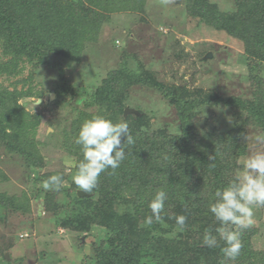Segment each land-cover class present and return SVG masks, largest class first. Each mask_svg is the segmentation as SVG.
<instances>
[{"label":"trees","instance_id":"obj_1","mask_svg":"<svg viewBox=\"0 0 264 264\" xmlns=\"http://www.w3.org/2000/svg\"><path fill=\"white\" fill-rule=\"evenodd\" d=\"M219 1L184 0V6L190 19L242 43L247 69L242 95L226 97L210 87L160 81L134 55L130 57L139 63L135 68L125 58L96 84L70 83L61 64L81 63L86 48L97 40L112 14L143 13L146 0H0V148L23 159L31 181L29 190L21 194L0 192V221L10 210L31 213V203H38L50 226L76 235L81 250L87 246L81 238L85 242L93 238L82 264H222L224 242L216 232L221 225L209 205L216 201L215 192L243 170L250 154V130L264 134V0H229V9H222ZM184 45L170 41L176 60L182 62L190 60ZM196 50L199 64L203 63L206 50ZM27 66L34 70L58 67L59 78L52 89L56 101L43 103V110L74 106L78 95L83 97L84 109L75 108L63 122L56 114L49 121L57 132L58 148L68 155L69 171L65 166L48 170L43 151L49 139L38 138L44 115L22 103L31 97L42 99L48 91L32 84L33 75L20 78ZM1 79H14L13 89ZM137 87L162 96L176 113L173 126H155L150 112L131 104V92ZM128 106L139 115L125 117ZM209 111L215 115L203 118ZM97 115L126 121L134 143L124 145L126 159L121 166L101 173L97 188L80 197L72 178L83 153L75 138L82 123ZM55 174L62 175L63 187L45 191L42 181ZM8 180L0 169V184ZM158 190L168 197L163 220L147 226L148 204ZM177 215L187 217L182 232L170 218ZM260 227L253 223L240 230L241 253L227 264H264V247L257 249L254 243L259 238L264 244ZM206 231L217 237V247L202 244ZM11 247L0 248V264H15L4 257Z\"/></svg>","mask_w":264,"mask_h":264},{"label":"rangeland","instance_id":"obj_2","mask_svg":"<svg viewBox=\"0 0 264 264\" xmlns=\"http://www.w3.org/2000/svg\"><path fill=\"white\" fill-rule=\"evenodd\" d=\"M219 5L222 9H229L232 6L229 0H220ZM174 39L185 43V52L190 55V62L176 60L170 47V41ZM199 48L206 50L204 62L200 64L196 50ZM86 49L81 63L69 61L61 64L65 78L77 87L78 85L88 87L98 83L125 58L134 68L141 63L160 81L179 84L185 81L190 87H210L220 90L226 97L242 95L247 86L242 43L187 17L184 0H146L143 13L127 11L112 14L103 25L97 40ZM123 52L130 54L129 57H123ZM133 55L138 58L139 63L130 57ZM193 62H196V67ZM261 73L264 75V66ZM31 75L34 77L33 85L48 91L42 99L31 97L22 101L31 112H41L44 115L45 120L39 128L38 138L41 141L49 139V146L43 151L49 162L48 170H58L65 166L69 171L71 163L68 155L58 148L57 132L49 121L56 114L58 121L63 122L67 113L69 117L73 115L75 108L84 109L83 97L78 95L74 106L70 104L60 110L56 107V111L55 108L43 110V103L53 104L56 101L57 97L52 89L59 78L58 67L55 69L45 66L34 70L32 66H27L20 78L29 79ZM12 81L1 79V82L11 90ZM22 86L23 83L19 84L18 88L21 89ZM52 94L55 96L51 97ZM131 97V104L150 112L155 126L175 124L176 113L159 93L137 87L131 92ZM37 99L39 103H35ZM127 108L136 110L135 107ZM89 111L94 112L95 109ZM208 114L215 115L209 111L202 114L203 118ZM199 121L203 122L202 118ZM52 135L54 137H51ZM258 135L264 134L250 130L249 155L256 150H264V145L255 141ZM23 164L20 156L11 157L0 148V169L9 178L7 182L0 184V192L12 195L29 190L31 181L24 172ZM31 204H33L31 213L10 210L6 212L4 220L0 221V248L12 246L4 252V257L8 254L9 261L15 264H82L84 253L90 252L89 243L93 238L85 242L82 237L83 245L87 246L81 250L77 246L76 235L65 232L61 227L53 229L38 203ZM253 223L261 225V230H264V211L255 206ZM254 243L257 249L264 247L263 241L259 238L255 239Z\"/></svg>","mask_w":264,"mask_h":264},{"label":"clouds","instance_id":"obj_3","mask_svg":"<svg viewBox=\"0 0 264 264\" xmlns=\"http://www.w3.org/2000/svg\"><path fill=\"white\" fill-rule=\"evenodd\" d=\"M35 103H39L37 99ZM123 141V142H122ZM257 144L264 145V135L255 137ZM75 143L81 147L83 160L79 163L73 183L83 193L93 192L101 173L112 169L115 171L126 159L124 145H131L134 139L126 121L113 122L104 116H94L82 123ZM164 159L168 157L165 155ZM64 185L61 174H55L42 181L45 191H59ZM216 201L209 205L221 227L216 229L220 240L224 242L221 248L225 260L235 261L243 247L241 241L242 229L253 224L254 206L264 207V150H256L247 157L243 170L238 171L234 178L223 189L215 192ZM167 193L158 190L148 204L150 215L145 218V225L151 226L163 220ZM175 219L177 231H184L187 217L177 215ZM235 226L236 230L232 227ZM202 244L208 248L218 246L217 237L206 231Z\"/></svg>","mask_w":264,"mask_h":264},{"label":"water","instance_id":"obj_4","mask_svg":"<svg viewBox=\"0 0 264 264\" xmlns=\"http://www.w3.org/2000/svg\"><path fill=\"white\" fill-rule=\"evenodd\" d=\"M208 59V58H207ZM55 95L52 94L51 97H54ZM40 102V101H39ZM128 115H139V112L134 110V109H131V108H126L125 109V113H124V116L127 117ZM79 196L80 197H83V196H88L86 193H83L81 191L78 192ZM7 260H10L8 254H6V257H5Z\"/></svg>","mask_w":264,"mask_h":264}]
</instances>
